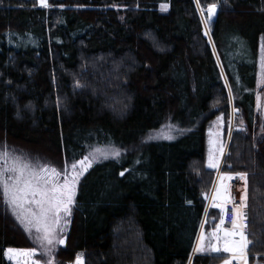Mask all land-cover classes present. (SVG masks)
Masks as SVG:
<instances>
[{
    "label": "trees",
    "instance_id": "obj_1",
    "mask_svg": "<svg viewBox=\"0 0 264 264\" xmlns=\"http://www.w3.org/2000/svg\"><path fill=\"white\" fill-rule=\"evenodd\" d=\"M198 2L0 0V148L59 169L94 144L135 145L166 120L186 130L84 173L60 245L83 252L84 264H188L200 226L211 232L221 221L203 199L216 175L207 129L219 115L220 172L248 174V264H264V121L254 93L264 0ZM209 4L218 5L210 39L200 16ZM27 241L0 199V264H9L6 247ZM227 258L195 254L190 264Z\"/></svg>",
    "mask_w": 264,
    "mask_h": 264
},
{
    "label": "snow or ice",
    "instance_id": "obj_2",
    "mask_svg": "<svg viewBox=\"0 0 264 264\" xmlns=\"http://www.w3.org/2000/svg\"><path fill=\"white\" fill-rule=\"evenodd\" d=\"M39 4L48 7L47 0H38ZM198 7L199 2L197 0ZM162 9L167 5L162 4ZM218 5L209 4L207 19H204L207 25L216 15ZM201 15L203 18V9ZM207 35V31L205 32ZM261 51V73H264V38L260 47ZM79 86V85H78ZM261 97L257 95V107H261ZM229 102H231V89H229ZM237 111V109H233ZM218 120L221 118L218 117ZM171 129V125L167 126ZM153 137H149L152 139ZM172 139L171 135L166 136ZM214 141H210L213 144ZM223 154V146L218 149ZM120 150L116 148H93L82 159L73 163L65 164L64 169L58 170L49 164H33L23 155H17L9 151L7 145L0 148V191H2L4 203L11 209L16 220L23 226L24 230L33 238L34 243L42 249V254L48 259L44 264H56L55 250L58 245H63L67 225L70 222L72 205L75 202L76 188L80 178L99 159H107L109 156L119 157ZM220 160L210 148L207 167L219 168ZM124 175L123 172L120 173ZM244 181V192L240 197L238 206L231 209V228H222L224 224L223 204H216L221 208V221L216 230L212 233V238L217 244L206 245V236L203 232L197 238V244L193 248V253H204L210 249L214 253L230 252V258L224 259L223 264H232L233 260L240 264H248V249L251 241L248 239L247 229V187L248 174L238 172L235 174ZM61 177L63 181L61 182ZM222 187L227 193V185L223 184L226 180L233 179L232 175L224 174L220 177ZM217 198L227 202V197L221 195L218 188L216 194L212 197L213 201ZM191 203V201H189ZM33 230L35 236L33 237ZM223 233L221 236L220 233ZM238 237V238H237ZM222 241V247L220 242ZM37 248L12 249L5 250V256L10 260H15L16 264H41L40 260L32 259L36 254ZM191 262V257L189 258ZM74 264H83L82 255L77 254Z\"/></svg>",
    "mask_w": 264,
    "mask_h": 264
},
{
    "label": "rangeland",
    "instance_id": "obj_3",
    "mask_svg": "<svg viewBox=\"0 0 264 264\" xmlns=\"http://www.w3.org/2000/svg\"><path fill=\"white\" fill-rule=\"evenodd\" d=\"M38 4H39V2H38ZM161 5H160V9L161 10H165V9H162ZM164 5H167V4L164 3ZM207 13H208V10H207ZM207 13L203 14V18H202V15H201V12H200V16H201V20H202V23H203V26H204V30H205V32L207 31V33H208L207 37L210 39L211 21L207 25H205V23L203 22L204 19H207ZM262 38H264V36H262L260 38V42H259V54H258V59H257V77H256V86L254 88V93H255L256 108L259 110V112H260V114L262 116V120L264 121V88L262 90L258 89L261 86L264 87V73H261V67H260V62H261L260 47H261V43H262ZM93 70L95 71L96 69H93ZM257 95H259L261 97V100H260L261 107H259V108L257 107V103H258L257 102ZM232 100H233V95L231 93V102H232ZM233 109L234 108H233V106L231 104V108H230V112H229L230 124L231 123L234 124V122H235L237 124V127L239 128V127H241L243 125V121L241 120V118H237L236 117L237 113H236V111L234 112ZM218 117H220L221 119L218 120L217 119ZM218 117L215 118L210 123V125L208 126V129H207L206 164H207V161H208L210 148L213 150L214 155L219 158L220 162H221L222 156L225 155L226 150H227V145H223V138H222V129H223V124H224L223 117H222V115H219ZM168 125L172 126L171 129H169L167 127ZM185 132H186V130L184 128H181L177 124H174V123H172L169 120H166L158 129L152 130L149 133H147L135 145L124 147V146H119V145H115V144H94V145H91L90 147H88L85 155H87L90 151H92L93 148H97V147H99L101 149H104V148H116V149L120 150L119 157L109 156V158H107V159H119L120 157H123L124 155H126L128 153H133L135 151H138L143 145H145V144H147V143H149L151 141H155V140H174V139L179 138ZM168 135H171L173 138L172 139L165 138ZM150 136L153 137V138L149 139ZM210 141H214V143L210 144ZM221 146H223V150H224L223 154H221V152L218 150ZM9 151H13L17 155H22L17 150H13V149L9 148ZM26 158H28L33 164H36V162L32 161V159H30L29 157H26ZM107 159H102L101 158L97 162H100V161H103V160H107ZM73 162L74 161L66 162V163L70 165ZM97 162H94L93 164H95ZM65 164L62 165L58 170L62 171L64 169ZM212 169H215V170L218 171L217 174H216V180H215V184H214V191H213L214 194H213V196L216 194V190L218 188H220V190H221V195L225 196L226 193L223 190L222 182H221L220 177L222 175H224V174H229V175L234 176L236 173H221V172H219V168H212ZM81 178H80V180H81ZM80 180H79V182H80ZM62 181H63V177H61V182ZM79 182H78V184H79ZM241 182H242V186H241L240 197H241V195L244 192V181L242 180ZM229 183H230V180H226V181L223 182V184L227 185V189L229 188ZM78 184H77V187H78ZM76 190H77V188H76ZM0 199H1V207H3L6 212H8V214L12 218L13 222L22 230L24 235L27 237V240H28L27 242L29 244L27 248L6 247L5 250H7L9 248H12V249H28V248H34L35 247V248H37V251H36L35 256L32 259L40 260L41 264H44V262L48 259V257L42 254L43 250L40 249L36 243H34L33 238L30 237L29 234L24 230L23 226L16 220L15 216L12 214L11 209L4 203V198H3L2 191H0ZM217 199L220 200V201H223V200H221L219 198H217ZM227 224L230 225L229 222ZM221 227L222 228H231V225L224 227V224H223V225H221ZM201 232H203L205 234V236H206V241H205L206 245L209 242L211 244H217V241L212 238V233L213 232L206 231L204 229V227L202 228V225H201L200 229H199V232H198V235H197V238L201 234ZM246 232L248 233V221H247ZM220 234H221V236L223 235L222 232ZM34 236H35V231L33 230V237ZM197 238H196L194 246L197 244ZM220 246L222 247V241L220 242ZM77 254H81L82 255V261H83V264H84V254H83V252L66 251V250L61 249L60 245H58L56 247V250H55V261H56V264H74V261L76 259ZM4 256H5V251H4ZM5 258H6V260L8 261L9 264H16L15 260H10L6 256H5Z\"/></svg>",
    "mask_w": 264,
    "mask_h": 264
},
{
    "label": "built area",
    "instance_id": "obj_4",
    "mask_svg": "<svg viewBox=\"0 0 264 264\" xmlns=\"http://www.w3.org/2000/svg\"><path fill=\"white\" fill-rule=\"evenodd\" d=\"M241 179L236 175L233 176V179L230 180L228 188V197L227 202L225 203V217L224 220L228 223L231 220V209L238 206L240 201V188H241ZM232 264H240L239 261L233 260Z\"/></svg>",
    "mask_w": 264,
    "mask_h": 264
},
{
    "label": "crops",
    "instance_id": "obj_5",
    "mask_svg": "<svg viewBox=\"0 0 264 264\" xmlns=\"http://www.w3.org/2000/svg\"><path fill=\"white\" fill-rule=\"evenodd\" d=\"M223 138V137H222ZM227 142H228V140H227ZM223 145H225L224 144V140H223ZM225 147V146H224ZM224 151V150H223ZM224 153V152H223ZM223 157H224V155L222 156V158H221V162H220V165H219V172H220V168H221V164H222V160H223ZM207 165V164H206ZM209 168V167H208ZM210 169H212V168H210ZM213 170H215V169H213ZM216 171V174H217V170H215ZM215 180H216V175H215V179H214V183H213V187H212V189H211V191H210V194H209V196L207 197L208 199H207V205H206V211H207V209L209 208V206L211 205V204H214V203H218V204H223V207H224V213H223V219H224V217H225V202L224 201H220V200H218V199H216L215 201H213V199H212V197H213V191H214V184H215ZM242 181V180H241ZM241 186H242V183H241ZM240 193H241V188H240ZM225 196L226 197H228V189H227V193L225 194ZM221 210V209H220ZM245 211H246V209H245ZM247 213V212H246ZM231 221V220H230ZM230 221H229V224L231 225V223H230ZM230 225H228L227 223H226V221L224 220V227H226V226H230ZM211 232H213V231H211ZM195 254H216V253H214V252H212L210 249H208L206 252H204V253H193V250H192V253H191V258H192V256L193 255H195ZM219 254H221V255H224V256H227L228 258H230L231 257V253H229V252H223V251H221ZM188 264H190V260H189V262H188Z\"/></svg>",
    "mask_w": 264,
    "mask_h": 264
},
{
    "label": "water",
    "instance_id": "obj_6",
    "mask_svg": "<svg viewBox=\"0 0 264 264\" xmlns=\"http://www.w3.org/2000/svg\"><path fill=\"white\" fill-rule=\"evenodd\" d=\"M215 17H216V15L212 18L211 23H213V22L215 21ZM236 113H238V110L236 111ZM203 199H204V200H207V199H208L207 196H206L205 194H203ZM216 204H218V203H214V204H213V207L216 208V209H218V210H220L221 208H220V207H216V206H215Z\"/></svg>",
    "mask_w": 264,
    "mask_h": 264
}]
</instances>
